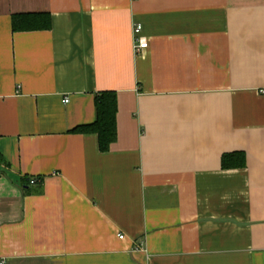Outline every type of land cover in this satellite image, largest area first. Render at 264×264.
<instances>
[{
    "label": "crops",
    "instance_id": "obj_1",
    "mask_svg": "<svg viewBox=\"0 0 264 264\" xmlns=\"http://www.w3.org/2000/svg\"><path fill=\"white\" fill-rule=\"evenodd\" d=\"M0 152V264H264V0H0Z\"/></svg>",
    "mask_w": 264,
    "mask_h": 264
},
{
    "label": "trees",
    "instance_id": "obj_2",
    "mask_svg": "<svg viewBox=\"0 0 264 264\" xmlns=\"http://www.w3.org/2000/svg\"><path fill=\"white\" fill-rule=\"evenodd\" d=\"M12 22L14 31H29L43 28L47 29L50 28L52 24V20L50 19V16L47 12L15 14ZM95 105L97 108L95 118L96 120L94 122H91L90 124L77 126L75 129H73V131L97 133L99 135V148H101V150L105 152L110 149L111 144L115 142L118 137L116 118L118 112V102L116 92L103 91L101 94H98L95 100ZM239 156L240 155L238 154V157ZM240 157L238 159L241 160ZM224 158V164L228 165L229 159H234V155H230L228 157L226 156ZM25 184L29 183L26 182Z\"/></svg>",
    "mask_w": 264,
    "mask_h": 264
},
{
    "label": "built area",
    "instance_id": "obj_3",
    "mask_svg": "<svg viewBox=\"0 0 264 264\" xmlns=\"http://www.w3.org/2000/svg\"><path fill=\"white\" fill-rule=\"evenodd\" d=\"M142 25L135 24L133 28L134 32V46L137 53H140L142 50H145V48L148 47V40L146 37H142L141 34ZM68 101V99H66ZM31 184H34L36 182V179L30 180ZM124 237V235L120 236V238Z\"/></svg>",
    "mask_w": 264,
    "mask_h": 264
}]
</instances>
